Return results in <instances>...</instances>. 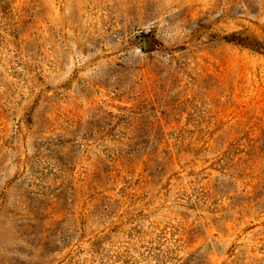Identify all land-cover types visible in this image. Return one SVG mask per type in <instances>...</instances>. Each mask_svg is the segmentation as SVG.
Instances as JSON below:
<instances>
[{
	"label": "rangeland",
	"instance_id": "obj_1",
	"mask_svg": "<svg viewBox=\"0 0 264 264\" xmlns=\"http://www.w3.org/2000/svg\"><path fill=\"white\" fill-rule=\"evenodd\" d=\"M0 264H264V0H0Z\"/></svg>",
	"mask_w": 264,
	"mask_h": 264
}]
</instances>
